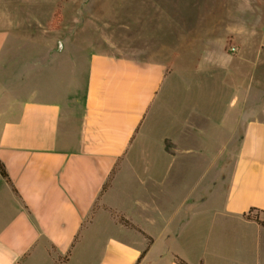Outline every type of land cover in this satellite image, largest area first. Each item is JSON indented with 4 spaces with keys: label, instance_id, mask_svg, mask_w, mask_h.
Segmentation results:
<instances>
[{
    "label": "crops",
    "instance_id": "1",
    "mask_svg": "<svg viewBox=\"0 0 264 264\" xmlns=\"http://www.w3.org/2000/svg\"><path fill=\"white\" fill-rule=\"evenodd\" d=\"M158 1L70 4L72 45L60 43L43 70L30 57L42 48L23 47L10 64L22 15L15 0H0V160L11 180L0 173V264H179L175 255L189 264H264V226L245 217L264 212V65L251 67L252 82L263 77L237 100L229 136L207 165L215 170H204L205 191L182 184L171 192L174 166L189 162L169 153L166 139L188 155L177 137L197 127L179 111L181 95H170L178 47ZM98 7L102 32L89 28L101 22ZM247 23H261L264 35V16ZM247 29L227 33L221 55L237 62L255 33ZM205 49L192 44L198 66L212 71Z\"/></svg>",
    "mask_w": 264,
    "mask_h": 264
},
{
    "label": "rangeland",
    "instance_id": "2",
    "mask_svg": "<svg viewBox=\"0 0 264 264\" xmlns=\"http://www.w3.org/2000/svg\"><path fill=\"white\" fill-rule=\"evenodd\" d=\"M80 1L15 0L14 4L20 5L19 8L15 6V12L20 10L22 16L21 19L19 18L21 21L18 23L19 25L14 23L15 32L11 45L14 49L8 53L10 64L14 65L16 62L19 64L21 58H24L20 53V49L23 47H27L29 50L42 48L39 54L30 53V57L34 59L31 64L37 63L43 70L45 66H50L53 59L57 61V49L60 43L63 48L72 45L69 38L72 26L70 4H74L72 9L76 11V6ZM94 2L102 4L104 0H94ZM261 2L264 4V0H159L156 4L170 19V22L164 25L168 29V35L173 38L174 46L178 47L175 49L178 52V60L175 61L171 77L175 86L170 95L171 97L175 96L176 99L181 95L184 105L181 107L177 104L176 106L177 108L181 107L179 109L182 111L181 114L188 117L197 127L194 130L192 126H189L190 128L184 130L181 137H177L183 144H188L189 148H192L188 155L181 156L180 149L182 150L183 147L181 144L172 142L171 139H166L165 142L169 153L189 162V164H177L173 168L171 173L173 180L169 182V190L175 194L181 190L182 184H187L186 186L191 192L205 191L206 182L210 178H204V170L210 169L209 174L215 170L214 167L207 168V165L209 160L218 153L222 143L227 139L226 137L229 136L231 114L234 113L233 109L237 105V100L239 97L245 96L247 90L256 87L258 81L263 77L259 71L254 75L255 79L252 82L251 67L256 66L257 68V66L263 67L264 65V55L260 53V47L264 42V35L259 29L261 23H247L248 16H264L263 11H258L256 6V3L260 4ZM116 5L121 7L119 3ZM58 10L62 14V19L57 29H51L53 16ZM99 10L98 7L96 16H99L98 19L101 22L91 23L89 28L93 27V30L102 32L105 29V24L103 13ZM9 16L12 17L11 14ZM200 18L206 20L204 22L207 23H199ZM241 26L248 28L247 31L255 33L254 36H248L246 41L249 43L248 50L244 51L243 55L235 62L236 60L221 55V52L225 35L229 32H236L235 30ZM194 34L199 38L194 40L192 36ZM193 43L196 47L204 46L205 50L210 51V58L215 60V69L208 71V68H202V65L198 66V55L192 50ZM233 46L231 44L226 46V51L231 56H234L237 50V48L232 50ZM202 51L201 49L200 52ZM59 56L67 55L62 53ZM72 57L75 59L74 55ZM57 69L55 67L56 71ZM237 73L239 79L235 81L232 79V75ZM242 108L245 109V104L241 106ZM166 110L164 107L163 112ZM179 130V128L170 129L173 134H178ZM154 135L152 134V136ZM149 137L151 138V133ZM153 153H156L158 158H165V154L163 155L159 149ZM219 190H224V188ZM114 215L117 218L116 212ZM66 260V257H60L57 262L65 264Z\"/></svg>",
    "mask_w": 264,
    "mask_h": 264
},
{
    "label": "trees",
    "instance_id": "3",
    "mask_svg": "<svg viewBox=\"0 0 264 264\" xmlns=\"http://www.w3.org/2000/svg\"><path fill=\"white\" fill-rule=\"evenodd\" d=\"M61 19H62V14H61L60 10H58L55 12V14L53 16V20H52V23L50 26L51 29H57ZM0 173L4 178H6L7 181L11 182L9 175H8V172L5 168V165L3 164V162H1V160H0ZM109 183H110V181L107 182V184H105V188L108 186ZM261 213H263V215H264V212L261 210L251 209V211L249 213L245 214V217L247 219H250V220H255L260 225L264 226V218L260 217ZM113 214H115V212H113ZM116 216H117L118 221L125 224L126 226H130V227L133 226V224H131L127 219H125L123 215L116 214ZM175 259L179 264H189L188 262H186L184 259H182L181 257H179L177 255H175Z\"/></svg>",
    "mask_w": 264,
    "mask_h": 264
},
{
    "label": "built area",
    "instance_id": "4",
    "mask_svg": "<svg viewBox=\"0 0 264 264\" xmlns=\"http://www.w3.org/2000/svg\"><path fill=\"white\" fill-rule=\"evenodd\" d=\"M231 49H232V50H236V47L233 46Z\"/></svg>",
    "mask_w": 264,
    "mask_h": 264
}]
</instances>
